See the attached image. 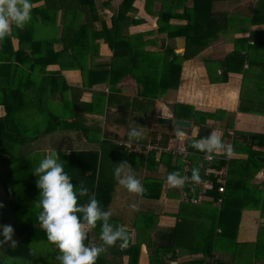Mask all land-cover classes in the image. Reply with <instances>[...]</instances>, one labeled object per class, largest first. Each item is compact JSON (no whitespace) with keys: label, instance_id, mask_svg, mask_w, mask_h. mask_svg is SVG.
Masks as SVG:
<instances>
[{"label":"crops","instance_id":"obj_1","mask_svg":"<svg viewBox=\"0 0 264 264\" xmlns=\"http://www.w3.org/2000/svg\"><path fill=\"white\" fill-rule=\"evenodd\" d=\"M103 1L107 0H96V3L101 17L105 18L110 27L112 17L122 0H110V6H102ZM146 2L147 0L134 1L135 10L129 12L128 17L129 19H140V21L130 23L124 28L125 33H149L145 36L147 39H158L156 43L147 45L146 50L161 51L164 44L166 47H173L176 53L183 54L184 37L171 39L166 33L155 32L158 28V15L155 13L160 11L163 0H148V10ZM179 2L181 1L177 0V3ZM43 3L44 1H38L33 6ZM192 3L193 0H189V5ZM213 10L217 14L223 13V16L227 13L225 17H228V14L230 16V12L234 10L236 13L232 16L238 17L244 29L239 30L242 32L233 33L225 31L224 28L221 36L211 42L197 57L184 61L179 88L169 90L165 95L157 98L154 105L148 99L143 103L135 101L138 95L137 81L130 75L121 76L119 72L115 76L119 80L112 90L113 94L109 103L110 84L108 82L95 83L92 86L85 84L83 75L78 69L61 70L60 65L50 64L46 67L45 73L35 72L30 77H26L27 73L23 72L25 68H22L21 72L16 69L10 72L0 68V119H4L8 111L11 112L8 120L0 121V158L4 160L9 154L16 157L21 153L24 154L26 156L23 160L24 168L27 173L29 172L30 182L36 183L38 177L33 173V169L51 150H57L64 170L69 173V170L79 169V163L92 161L91 155L83 153L101 151L103 146L105 150L111 152L110 155H116L128 161L142 184L143 178L147 175L148 184L142 196L128 192L118 183L113 189H108L112 195L106 196L102 202L106 210L110 209L112 212L110 222L124 225L130 239L123 249L118 244L108 247L98 256L96 264L231 263L233 252L238 254V264H250L251 259H254L252 254L256 250L260 258L253 264H264V235H261V231H264V216L261 209L255 206L256 201L251 199L253 206L246 207L242 211L236 243L231 239L232 234L229 232L228 235L222 236L219 245L214 248V241L221 233V228L217 227V221L223 196L215 200L213 195L209 194L210 189L206 193L202 192V182L208 178L207 176L202 178L199 175L200 181L196 182V185L190 183L186 178L184 165L175 167L174 161L179 154L165 150L166 147L176 146L178 143L177 130L184 132L187 145L197 140L199 126L194 125L192 121L191 128H180L173 124L166 125L158 122L159 117L178 119L173 112V105L176 103L187 104L195 110L204 112L226 111L227 116L221 114L225 117L224 119L208 120V124L219 131L226 145L232 142L233 138L231 137L230 140V137H224L227 120H229L228 132L231 136L236 130L261 135L257 137L253 149L261 152L257 157L258 160L264 157V114L243 112L239 108L243 97L254 101V104L264 103V0H217ZM178 12L181 13L182 9L176 11ZM61 16L62 12L59 15V23H61ZM252 16L256 18V22L248 26ZM185 23L187 21L184 19L172 18L170 20L172 25ZM96 27L100 29L101 24L96 23ZM36 34L52 37L55 31L51 27L36 28ZM251 35L253 37H250ZM233 37L246 39L250 37L247 43L249 51L247 54L250 55L251 66L248 67L250 63L245 64L246 74H244L245 71L243 73L231 72L227 82L213 83L210 81L208 68L214 79L221 76L222 70L213 62H210L207 67L206 59L219 61L223 59L234 49ZM10 42L11 48L7 46L9 41L6 38L0 41L2 54L6 55L11 52V49L19 48L17 37H12ZM28 44L32 46L33 41L30 39ZM54 47L59 49L61 45L56 43ZM99 51L100 57L94 61L95 68L108 66L114 52L105 41H100ZM13 65L18 66L19 64ZM0 67H4L2 62H0ZM59 71H61L62 79L59 80L58 88H56L54 73ZM22 75L26 77H24L25 80L29 78L28 81L22 82ZM99 78L100 76L97 77ZM63 81L67 84L66 87ZM77 100L85 113L81 122L77 119L72 124L68 118L69 122L60 125L55 130L52 124L49 132L43 131L48 129L52 113L62 118L69 117V114L73 117L75 110L71 101ZM130 127H137L143 133L142 138L138 141H129ZM38 129L41 131L39 134ZM103 141L105 143H102ZM120 142L135 145L134 157H129L131 152H128L125 146L123 148ZM149 144L159 147L158 160L161 158V153L172 156V159H166L168 164L160 161L153 169H147L146 163L142 164L143 148ZM189 150L190 157L200 155L204 157L205 153L198 154L194 151L195 149L191 148ZM246 157L247 154L233 151L232 158L244 159ZM100 160L101 157H99ZM191 160L190 166L193 164ZM216 160L218 163L223 159ZM213 167L221 168L216 165ZM171 172H179L183 175L184 185L188 184V186L186 188L184 186L182 188L171 187L166 182ZM154 180L159 181L158 184ZM250 184L251 186L243 188L246 191L251 189L255 193L258 190L256 185L264 187V168L255 174ZM191 188H198L196 196H193ZM187 189L190 195H187ZM6 195V191L0 184V203L9 202ZM195 199L199 200L194 201ZM133 205L135 208L132 207ZM0 224L13 227L10 222ZM87 231L89 233L88 244L96 246L102 244L100 222H97L96 228ZM37 232L40 233V231ZM44 237L45 239L40 242L47 243L48 249L45 251L44 248L38 247L37 250L31 252L33 263L60 264L56 259L59 249L48 241L46 235ZM200 260L202 261L198 262Z\"/></svg>","mask_w":264,"mask_h":264},{"label":"trees","instance_id":"obj_2","mask_svg":"<svg viewBox=\"0 0 264 264\" xmlns=\"http://www.w3.org/2000/svg\"><path fill=\"white\" fill-rule=\"evenodd\" d=\"M38 1H44V3L34 7L33 4ZM134 1H121L117 12L112 17V25L109 27L105 18L100 15L96 0H31V20L23 29L18 30L13 27L10 35L5 37L9 41L7 46L10 48L12 37H17L19 39V48L17 50L11 49V52L6 55L0 51V62L4 64V67L0 68L9 70L10 72L13 69L20 70L21 72V69L25 68L23 72L27 73L26 77H30L35 72L38 74L45 73L46 67L50 64L60 65L61 70L78 69L83 75L85 84H89L90 86L95 83L104 82L110 84L109 103L113 94L112 90L119 80L115 76L119 72L121 76L130 75L137 81L138 95L134 99L135 101L143 103L148 99L154 105L157 98L162 97L169 90L179 88L184 61L197 57L211 42L221 36L224 28L225 31L233 33L242 32L239 30L241 28L244 29L238 17L232 16L236 13L234 10L230 12V16L228 14V17H225L227 13L224 16L223 13H215L216 11L213 10V7L217 0H193L192 5H189V0H180L181 2L179 3H177V0H163L160 11L155 13L158 15V28L155 29V32L160 34L166 33L167 37L171 39L184 37L185 50L183 54H178L173 47H166L163 44L161 51H149L145 47L156 43L158 39H147L145 36L149 35V33L129 34L124 31V28L128 27L130 23L140 21V19H129L128 17V13L135 10L133 6ZM110 4V0L102 2V6H110ZM146 9L148 10V0L146 2ZM180 9H182V12L176 13ZM61 12V23H59ZM172 18L184 19L187 23L172 25L170 24ZM249 20L248 26L256 22L254 16ZM96 23L101 24L100 29H97ZM45 27H51L55 31L54 36L35 35L36 28L44 29ZM250 37H253V35ZM249 38L233 37L234 49L220 61L206 59L207 67L210 62H213L216 64V67L222 70L221 76L218 79H214L208 68L211 82H227L231 72L243 73L245 71L244 74L247 73L245 64L250 63L248 67L251 66L250 55L247 54L249 53L247 50ZM30 39L33 41L32 46L28 44ZM100 41L107 42L114 55L108 66L95 68L94 61L100 57ZM56 43L61 45L59 49H55L54 45ZM13 64L19 65L15 66ZM98 76H100L99 79H97ZM24 77L22 75V82L28 81L29 78L25 80L26 77ZM60 79H62L61 71L54 73L56 88H58L57 85ZM63 84L66 87L65 81H63ZM6 96L8 97V95ZM71 104L75 110L73 117L72 114H69V117L62 118L52 113L50 115L51 121H49L47 126L48 129H44L43 131L49 132L52 124L53 130H55L60 125L62 126L64 123L69 122L68 118H70V123L72 124L77 119L81 122L84 119V109L78 105V100L71 101ZM239 108L243 112L264 114V103L254 104V101L244 99V97L241 98ZM173 112L175 117L190 120L194 125L199 126L196 139L208 135L211 129H214V126L208 124V120L219 121L225 118L223 115L227 116L226 111L204 112L195 110L190 105L180 103L173 105ZM10 114L11 112L8 111L5 118L0 119V121L4 122L8 120ZM228 121L225 124L224 137H233V151L247 154V157L244 159L232 158L228 162L222 160L216 163V159L213 161V165L219 168L225 164L229 165L225 191L219 192V183L216 182L217 178L214 174L210 176L206 175V161L203 156L190 157L193 164L190 166L188 172L189 176H191L193 168H197L202 178L207 176L214 182L209 194L213 195L215 200L219 196H223L217 221V227L221 228V233L217 235L214 241V248L215 246L217 248L222 236L228 235L229 232L232 234L231 239L236 243L242 211L246 207L253 206L252 202H250L251 199L256 201L255 206L261 209L264 216V187L256 185L258 190L255 193L250 188L249 191L245 190L246 187L251 186L250 182H252L255 174L264 168V164L257 158L261 152L253 149L257 137H261V135L236 130L234 131V135L231 136L228 132V128H230ZM39 133H41L40 130L38 131ZM102 143H105V141ZM188 145V148L195 149L191 147V143H188ZM124 146L128 152H131L129 157H134L133 151L135 145L127 146L123 144V148H125ZM143 151L142 164L146 163L147 169L155 168L160 161L168 164L166 159H172L171 155L161 153V158L158 160L159 149L147 151L145 146ZM194 151L198 154L203 153L197 149ZM110 153V151L105 150L104 146L101 148V151L95 150L83 153L84 155H91L92 161L81 162L79 163V169L67 172L74 185L79 186V182L83 181L84 185L89 189V193L95 195V198L105 210L107 208L104 206L102 200L104 201L106 196L112 195V193L108 192V189H113L115 184H117L113 179V169L116 167V164L124 161L116 155H110ZM25 157L21 153L17 157L9 154L4 160L0 158V184L6 191L9 201H7V204L4 202V206L0 208V223L10 222L13 225L18 234L19 242L24 246V254L28 253L25 249L27 246L25 245L42 243L40 241L45 239L44 236L46 235L43 229L37 227L39 224L38 215L41 211L37 204L40 190L32 179V182H30L31 177L28 178L29 172H26L23 163ZM99 157H101L100 161ZM180 158L182 159V163ZM174 163L176 168L183 166L182 156L178 155ZM154 182L158 184L159 181L154 180ZM147 184L148 178L146 175L143 178L144 189ZM187 186L184 185V188ZM191 190H193V196H196L198 188H191ZM187 195H190L189 189H187ZM87 202V196L78 197V204H87ZM140 215L141 213L138 214V218ZM37 231H40V233ZM261 235H264V231H261ZM88 240L86 243H88ZM117 244L119 246V241ZM13 250L11 248L9 253L0 257V264H9ZM252 255H254V259H251L250 264H253L255 260L260 258L258 250L254 251ZM5 260L8 261L6 262ZM238 263V254L237 252H233L231 263L217 262L214 264Z\"/></svg>","mask_w":264,"mask_h":264},{"label":"clouds","instance_id":"obj_3","mask_svg":"<svg viewBox=\"0 0 264 264\" xmlns=\"http://www.w3.org/2000/svg\"><path fill=\"white\" fill-rule=\"evenodd\" d=\"M31 7V0H0V41L10 35L13 27H25L31 20ZM142 135L137 127H130L128 131L129 141H138ZM184 135V132L176 131L178 138L183 139ZM191 147L210 155L221 152L231 155L232 152L231 146L223 142L216 129H211L208 135L191 141ZM33 173L38 177L36 186L40 190L37 201L41 209L38 215L39 227L45 231L48 241L59 249L56 259L60 264H96L98 256L118 241L121 249L128 245L130 236L126 227L110 222L111 210H105L100 205L83 181L79 182V186L74 185L64 170L57 150L47 152L33 169ZM113 179L130 193L141 196L144 194L141 179L136 176L128 161L116 164ZM191 180L200 181L197 168H193ZM166 182L173 188H182L185 177L179 172H171ZM84 196L88 197L87 204H78V197ZM3 206L0 203V208ZM132 207L135 208V205ZM97 222H100L102 241L99 246L86 243L87 229L96 228ZM5 244L16 247L14 228L0 224V246Z\"/></svg>","mask_w":264,"mask_h":264},{"label":"built area","instance_id":"obj_4","mask_svg":"<svg viewBox=\"0 0 264 264\" xmlns=\"http://www.w3.org/2000/svg\"><path fill=\"white\" fill-rule=\"evenodd\" d=\"M177 144L176 146H168L166 147L165 150L170 151L172 153H177L180 156H182L183 158V169L185 171V175L187 180L196 185V182H193L191 180V176H189L188 172L190 169V150L188 148V145L186 144V137L184 135L183 139H180L177 137ZM120 144H124L123 142H120ZM127 146H130V144H125ZM227 145H230L232 148V142L228 143ZM181 146H183V150H181ZM152 149H159V147H157L156 145H152L149 144L146 146V150L150 151ZM232 155H233V149L231 152V155H225L224 153H217L214 155H210V154H204V159L206 161V175L210 176L212 174H214L217 178V183H219V187L218 190L219 192H224L225 191V187H226V183H227V178H228V171H229V165L225 164L223 167H221L220 169H216L215 167H213V161L215 159H223L225 161H230L232 159ZM214 185L213 180H211L210 178H207L205 181L202 182V192L206 193L209 189H211ZM199 199H195L194 201H198ZM91 228L87 229L90 230Z\"/></svg>","mask_w":264,"mask_h":264},{"label":"rangeland","instance_id":"obj_5","mask_svg":"<svg viewBox=\"0 0 264 264\" xmlns=\"http://www.w3.org/2000/svg\"><path fill=\"white\" fill-rule=\"evenodd\" d=\"M14 239L17 241V245L15 248L10 247L9 244L0 246V257H3L6 253H9L11 248L14 249L13 255H11L10 257L9 264H34L32 261L33 255L31 252L37 250L38 247L44 248L45 251H47L48 249L47 243H30V244L25 245L27 246L25 247V249L29 253L22 254L24 250V246L18 241V237L15 231H14ZM5 261L7 262L8 260H5Z\"/></svg>","mask_w":264,"mask_h":264},{"label":"water","instance_id":"obj_6","mask_svg":"<svg viewBox=\"0 0 264 264\" xmlns=\"http://www.w3.org/2000/svg\"><path fill=\"white\" fill-rule=\"evenodd\" d=\"M158 122L161 124L171 125L180 127V128H191L192 122L185 119H172L171 117H159ZM260 161L264 162V157L259 158Z\"/></svg>","mask_w":264,"mask_h":264}]
</instances>
